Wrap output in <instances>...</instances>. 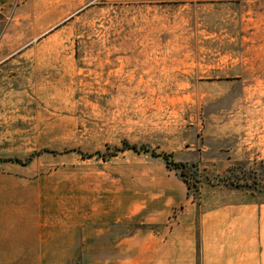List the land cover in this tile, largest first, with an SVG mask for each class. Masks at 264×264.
<instances>
[{"label": "rangeland", "instance_id": "1", "mask_svg": "<svg viewBox=\"0 0 264 264\" xmlns=\"http://www.w3.org/2000/svg\"><path fill=\"white\" fill-rule=\"evenodd\" d=\"M245 190L263 199L264 0H0V222L25 244ZM32 257L0 264H97Z\"/></svg>", "mask_w": 264, "mask_h": 264}, {"label": "crops", "instance_id": "2", "mask_svg": "<svg viewBox=\"0 0 264 264\" xmlns=\"http://www.w3.org/2000/svg\"><path fill=\"white\" fill-rule=\"evenodd\" d=\"M221 193L245 199L228 201L220 196L207 210L187 201L171 223L165 210L142 227L103 222L93 231L72 223L71 232L44 243L38 238L25 244L24 228L0 222V263L23 261L27 252L39 262L264 264V196L260 200L261 192L249 190Z\"/></svg>", "mask_w": 264, "mask_h": 264}, {"label": "trees", "instance_id": "3", "mask_svg": "<svg viewBox=\"0 0 264 264\" xmlns=\"http://www.w3.org/2000/svg\"><path fill=\"white\" fill-rule=\"evenodd\" d=\"M124 147L125 148H131V149H134V150H136V145H128V143H126V142H124ZM176 165L180 168V170H181V175L183 176V172H184V170H185V166L183 165V164H181V163H176ZM183 180L185 181V182H187V180L185 179V177H183ZM187 184H188V182H187ZM189 186V185H188Z\"/></svg>", "mask_w": 264, "mask_h": 264}]
</instances>
